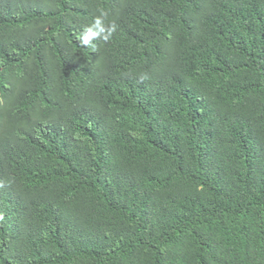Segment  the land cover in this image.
Wrapping results in <instances>:
<instances>
[{"label":"trees","instance_id":"obj_1","mask_svg":"<svg viewBox=\"0 0 264 264\" xmlns=\"http://www.w3.org/2000/svg\"><path fill=\"white\" fill-rule=\"evenodd\" d=\"M0 264H264V0H0Z\"/></svg>","mask_w":264,"mask_h":264},{"label":"clouds","instance_id":"obj_2","mask_svg":"<svg viewBox=\"0 0 264 264\" xmlns=\"http://www.w3.org/2000/svg\"><path fill=\"white\" fill-rule=\"evenodd\" d=\"M116 30L117 24L114 21H109L108 13L99 10L92 22L86 25L78 34L77 39L80 41L81 46L95 48V41L109 43ZM146 78V76L142 77V79Z\"/></svg>","mask_w":264,"mask_h":264}]
</instances>
